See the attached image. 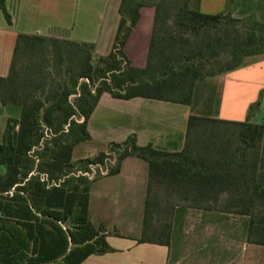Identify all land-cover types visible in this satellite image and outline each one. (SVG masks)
Segmentation results:
<instances>
[{
    "label": "trees",
    "instance_id": "obj_1",
    "mask_svg": "<svg viewBox=\"0 0 264 264\" xmlns=\"http://www.w3.org/2000/svg\"><path fill=\"white\" fill-rule=\"evenodd\" d=\"M119 1L107 55L92 42L17 35L10 71L0 78V103L21 107L0 142V264H82L112 251L90 219L92 179L75 172L108 163L115 174L132 155L148 163L139 242L170 246L174 208L183 205L247 215L248 242L264 245V124L249 114L240 121L191 114L179 152L130 135L73 162L75 146L91 139L88 120L104 92L190 104L199 81L264 53V22L253 16L205 13L200 0ZM145 8L154 21L147 62L138 67L124 46ZM0 9L11 24L6 0Z\"/></svg>",
    "mask_w": 264,
    "mask_h": 264
},
{
    "label": "crops",
    "instance_id": "obj_2",
    "mask_svg": "<svg viewBox=\"0 0 264 264\" xmlns=\"http://www.w3.org/2000/svg\"><path fill=\"white\" fill-rule=\"evenodd\" d=\"M6 6L12 23L0 9V78L10 71L18 33L92 42L96 53L107 55L120 20L119 0H6ZM146 9V19L143 9L124 46L131 64L138 67L145 66L151 43L153 10ZM200 9L210 14L230 12L237 18L253 16L264 22V0H200ZM248 58L254 60L251 70L241 63L199 81L190 104L145 97L121 99L104 92L88 120L91 139L103 144L101 151L111 142L135 135L139 145L179 152L191 114L238 121L249 114L252 121L264 124V53ZM206 98L210 103L207 115L193 106L195 100ZM20 114V106L0 103L2 134L8 118ZM147 185L148 163L133 155L122 161L119 172L92 179L90 219L105 229L113 250L92 254L82 264H264V245L248 242L250 218L242 214L178 205L170 246L139 242ZM163 198L168 196L163 193Z\"/></svg>",
    "mask_w": 264,
    "mask_h": 264
},
{
    "label": "rangeland",
    "instance_id": "obj_3",
    "mask_svg": "<svg viewBox=\"0 0 264 264\" xmlns=\"http://www.w3.org/2000/svg\"><path fill=\"white\" fill-rule=\"evenodd\" d=\"M147 12L148 10L145 8L143 11V15L145 16V19L147 17ZM248 57H245L243 59L242 65L244 67H248V70H251L252 68L251 67L249 68V66L254 64V60ZM193 106H194V110L199 111L205 115L209 114L210 103L207 101V98L200 102L199 100L197 101L195 100L193 102ZM2 127H3V120L1 118L0 119V142L2 141V135H3L1 133L3 131ZM102 149H103V144L98 141L92 140V139L80 142L74 148L73 162L76 163L80 160L94 159L95 156H97L99 152H101ZM36 163H38V161ZM36 169H37V165L35 166L34 171H36ZM75 173H77V171Z\"/></svg>",
    "mask_w": 264,
    "mask_h": 264
},
{
    "label": "built area",
    "instance_id": "obj_4",
    "mask_svg": "<svg viewBox=\"0 0 264 264\" xmlns=\"http://www.w3.org/2000/svg\"><path fill=\"white\" fill-rule=\"evenodd\" d=\"M109 169H110V165L108 163L105 165L91 164L89 170L78 169L76 175H84V176H87L89 179H93L98 175L108 174Z\"/></svg>",
    "mask_w": 264,
    "mask_h": 264
}]
</instances>
